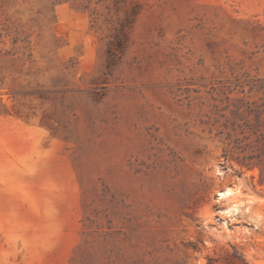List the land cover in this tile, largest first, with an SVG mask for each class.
Returning <instances> with one entry per match:
<instances>
[{
    "label": "rangeland",
    "instance_id": "374dc122",
    "mask_svg": "<svg viewBox=\"0 0 264 264\" xmlns=\"http://www.w3.org/2000/svg\"><path fill=\"white\" fill-rule=\"evenodd\" d=\"M234 251L264 264V0H0V264Z\"/></svg>",
    "mask_w": 264,
    "mask_h": 264
},
{
    "label": "trees",
    "instance_id": "16d2710c",
    "mask_svg": "<svg viewBox=\"0 0 264 264\" xmlns=\"http://www.w3.org/2000/svg\"><path fill=\"white\" fill-rule=\"evenodd\" d=\"M230 264H246L243 257L239 254H237L235 251L232 253L229 259ZM208 264H212L211 262H208Z\"/></svg>",
    "mask_w": 264,
    "mask_h": 264
},
{
    "label": "water",
    "instance_id": "95a60500",
    "mask_svg": "<svg viewBox=\"0 0 264 264\" xmlns=\"http://www.w3.org/2000/svg\"><path fill=\"white\" fill-rule=\"evenodd\" d=\"M219 197H220V195L217 196V198H219Z\"/></svg>",
    "mask_w": 264,
    "mask_h": 264
}]
</instances>
